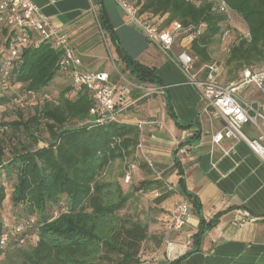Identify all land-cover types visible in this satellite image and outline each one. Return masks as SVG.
I'll use <instances>...</instances> for the list:
<instances>
[{
  "label": "trees",
  "instance_id": "16d2710c",
  "mask_svg": "<svg viewBox=\"0 0 264 264\" xmlns=\"http://www.w3.org/2000/svg\"><path fill=\"white\" fill-rule=\"evenodd\" d=\"M226 1L231 13L246 24L249 36L237 37L229 49L226 65L233 75L228 80L230 84L239 79V73L255 72V68L264 64V0ZM137 7L141 14H152L160 20L166 17L164 26L181 23L185 30L177 40L202 31L190 44L195 70L214 63L210 48L216 41L234 35L230 15L206 0H137ZM99 22L138 84H162L154 69L124 52L102 13ZM13 34L0 23V104L14 105L17 101L24 106L29 98L38 102L34 106L37 114L30 119L25 120L18 107L19 120L3 124L6 132L10 130L14 135L24 128L33 144L15 148L6 159L5 142L0 138V239L3 234L8 235L6 246L0 245V256L18 252L22 264H143L144 247L149 243L160 246L164 233H151L157 219L153 223L144 222L123 211L135 194L160 191L154 199L158 206L178 192L193 205L200 218L192 248L171 261L183 264L187 256L200 250L203 238L218 224L220 215L211 221L203 218L200 203L186 189L184 169L178 161L174 166L180 178L174 190L168 189L160 175L152 177L158 173L147 161L139 167L148 168L149 178L134 184L132 192L118 181L101 180L113 163L135 160L141 136L139 128L122 122L97 124L90 115L94 103L91 93L85 87H75L71 77L61 71L62 51L46 43L36 48L35 36L20 49L6 84H2V70L11 57ZM61 74L67 75L71 85L56 87L60 93L55 98L51 88L56 89L54 81ZM169 110L180 128L198 126L180 123L171 106ZM38 131L46 132L48 138L42 139L36 134ZM198 137L197 134L192 140ZM8 179L14 183L10 197L13 210L10 212L14 215L9 218L4 205ZM19 226L24 228L17 233ZM27 244L29 249L22 250Z\"/></svg>",
  "mask_w": 264,
  "mask_h": 264
},
{
  "label": "crops",
  "instance_id": "0c3cea01",
  "mask_svg": "<svg viewBox=\"0 0 264 264\" xmlns=\"http://www.w3.org/2000/svg\"><path fill=\"white\" fill-rule=\"evenodd\" d=\"M32 1L68 35L76 56L82 61L83 71L109 75L117 87V98L126 93L120 120L139 128L143 147L137 151L135 160H131L138 167L133 171L129 184L124 183V171L117 169L111 174L114 165L122 166L121 162L111 165L106 180L118 181L126 191L132 192L134 184L149 178L148 168L139 167L148 159L154 163L166 186L176 189L180 177L174 165L178 161L184 169L186 189L200 203L203 218L211 221L220 215L218 224L203 238L200 250L187 256L183 264H264V163L244 142L224 139L220 147L213 144V135L225 127V121L213 108L207 107L200 91L189 82L173 57L159 46L150 44L141 31L129 23L115 0ZM92 6L98 7L99 13L112 27L124 52L133 60L154 69L162 84L136 82L119 58L108 33L104 41ZM191 42V37L176 40L174 53L190 48ZM109 43L116 56H113ZM195 72L205 76L202 68ZM127 81L150 92L131 87ZM64 85H71V82L67 75L61 74L53 87ZM240 91L243 98L259 103L264 112V92L261 89L252 84L243 86ZM169 106L180 123L198 126L187 130L180 128L170 115ZM243 131L249 138L257 136L256 130L250 126H245ZM197 134V140H192ZM190 140L192 143L188 144ZM160 193L155 191L151 194L157 197ZM141 197L143 195L135 194L132 201ZM182 200L186 199L175 192L158 206L164 212L156 214L154 219L157 222L151 233H164V226L160 223L165 212ZM190 207L192 213L187 225L172 236L177 244L190 243L187 252L192 248V237L197 233L200 222L191 203ZM242 218L250 221L236 229L234 223ZM153 222L149 220V223ZM143 264H171V260L166 257L163 244L149 243L144 247Z\"/></svg>",
  "mask_w": 264,
  "mask_h": 264
},
{
  "label": "built area",
  "instance_id": "2783aa9c",
  "mask_svg": "<svg viewBox=\"0 0 264 264\" xmlns=\"http://www.w3.org/2000/svg\"><path fill=\"white\" fill-rule=\"evenodd\" d=\"M206 1L213 3L223 13H231L226 0ZM115 2L127 16L129 23L140 30L150 44L159 46L164 53L173 57L178 67L188 77L189 82L200 91L207 107L213 108L224 119L225 127L213 135V144L220 147V143L224 139L244 142L264 163V112L259 103L243 98L240 91L243 86L254 84L264 92V70L257 72L246 70L240 83L223 85L219 80L221 69L214 62L202 67L205 76L201 77L195 72V58L192 55L188 54L186 50L174 53L176 40L185 30L181 23L172 22L164 26L162 19L154 18L152 14L148 13L141 14L137 7V1L115 0ZM92 13L97 21L100 34L106 41V34L99 22L98 7L92 6ZM0 23L8 28L10 33L15 34H13L15 37L11 40L10 45L11 57L2 70L4 74L2 84H6L10 68L14 60L19 57L20 49L29 43L32 36H35L38 37V41L34 43L36 48L46 43L62 51L61 71L71 77L75 87H85L91 93L94 103L90 109V115L95 122L101 125L121 122L122 103L125 101L126 93L117 98V87L112 83L109 75L83 71L82 61L76 56L68 35L63 29L55 26L50 17L32 0H0ZM201 32L198 30L195 35H192V40ZM126 83L136 89L147 90L141 85L128 81ZM245 126L256 130L257 136L249 138L243 131ZM142 147V141H140L137 151L142 150ZM146 161L148 166L156 171L154 163L148 159ZM137 167L135 163L126 162L125 184L131 182L132 173ZM167 187L174 190L171 186ZM191 213L190 203L187 200H182L163 216L164 239L162 244L167 259L171 261L185 255L190 247V243L185 245L175 243L172 236L185 228ZM58 214V212L55 213L56 216ZM249 221L247 218L239 219L234 223V227L241 229ZM23 228L24 226H19L16 232L20 233ZM7 242L8 235L3 234L0 245L6 246Z\"/></svg>",
  "mask_w": 264,
  "mask_h": 264
},
{
  "label": "rangeland",
  "instance_id": "374dc122",
  "mask_svg": "<svg viewBox=\"0 0 264 264\" xmlns=\"http://www.w3.org/2000/svg\"><path fill=\"white\" fill-rule=\"evenodd\" d=\"M198 1L201 2V0H198ZM229 15H230L229 16L230 29L232 30L234 35L232 37L225 38V39L222 38L219 41H216L210 48L212 57H213V62H216L221 69L219 80L221 83H225V84L228 83L229 78L233 76L229 74V68L226 65V62L229 56V49L231 45L233 44V41L236 40L237 37H244L245 35L248 34V28L246 24L242 21V19L235 16L232 13H229ZM109 46L111 48V52L113 56H116L114 48L111 43H109ZM186 52L192 55L190 48H187ZM112 63L113 62H111V64ZM254 70H256L255 72L264 70V64L258 68H255ZM243 74L239 73V79L236 80L235 83H240V79L243 78L244 76ZM51 90H52L53 97L57 98L60 93V89L51 88ZM37 102L38 100H33L29 98V100H26L25 103H23L24 106H21V103L19 104V102L17 101L14 105H12L10 102H7L5 104H0V138L5 142V147H6L5 158L6 159H9L11 157L15 148H21V146L32 145L33 142H32V139L28 136L24 128H22L21 131L15 133L14 135L13 132H11L10 130L9 132H6V129L4 128L3 124L7 122H13V121L19 120L18 107L22 109L24 116H25L24 119L25 120L30 119L31 116H34L37 114V111L34 108ZM42 127H43V124L41 125V128H40L41 130L43 129ZM36 134L40 136L42 139L48 138V134L46 132L38 131L36 132ZM127 162L132 163V161H127ZM117 169L121 170L122 172L123 171L125 172L126 162L122 163V166L114 165V168L111 174L114 173V171ZM108 175H109L108 173L103 174L101 180H106ZM152 176L157 178L159 175L158 174L155 175L153 173ZM13 184L14 183L11 179H8L5 181L7 198L5 200L4 205H5V212H6L7 218L11 217V215L13 217L14 215L13 213L11 214L10 212V211H13L12 204H11V198H10L13 192ZM154 199H155V195L151 193L145 194L143 195V197H141V199H138L135 202L134 201L130 202L128 207L123 211V214L128 215L134 219H139L144 222H149V220H153L156 217V214H158V211H160ZM160 212H164V210H161ZM28 249H29L28 244L24 245L22 248V250H25V251H27ZM17 253L18 252H15V254L9 253V255L0 256V264H22V258Z\"/></svg>",
  "mask_w": 264,
  "mask_h": 264
}]
</instances>
